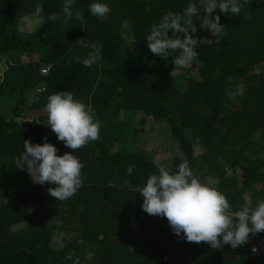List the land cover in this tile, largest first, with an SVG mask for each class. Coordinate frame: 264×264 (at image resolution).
<instances>
[{"label":"trees","instance_id":"1","mask_svg":"<svg viewBox=\"0 0 264 264\" xmlns=\"http://www.w3.org/2000/svg\"><path fill=\"white\" fill-rule=\"evenodd\" d=\"M92 2L75 0L73 13L82 8L86 19L81 25L65 18L64 0H0V58L7 56L0 77V264H73L65 259L73 250L82 264H264V232L235 249L187 242L166 218L147 214L142 195L125 183L142 187L160 166L135 143L141 128L129 115L139 110L163 121L178 142L183 157L164 165L175 171L188 161L201 178L212 176L233 210L245 194L264 200V0H249L238 16L214 10L227 31L220 43L200 27L202 9L194 18L202 66L185 68L174 65L173 54L154 55L147 35L189 0H102L111 8L103 21L89 12ZM37 4L58 19L41 26ZM81 38L88 48L76 43ZM92 45L100 46V59L85 67L76 57L85 58ZM237 86L243 96L232 98ZM66 90L92 106L101 128L98 140L74 153L84 164L82 187L60 202L48 193L53 185L33 183L14 159L24 140L43 144L47 137L58 155L70 151L45 123L47 97Z\"/></svg>","mask_w":264,"mask_h":264},{"label":"clouds","instance_id":"2","mask_svg":"<svg viewBox=\"0 0 264 264\" xmlns=\"http://www.w3.org/2000/svg\"><path fill=\"white\" fill-rule=\"evenodd\" d=\"M248 2L249 0H199L198 5L189 0L182 12L168 11L158 23L152 24L150 34L147 35V46L154 55L165 60L173 54L175 66H202L196 50L199 38L196 36L197 24L194 18L200 17L201 10L204 9L207 15L200 17L199 25L210 31L216 43H220L227 36V31L220 22V15L213 18L214 10L238 16ZM74 4L75 0H64V16L67 19L74 16L83 25L86 23L83 9L78 8L73 13ZM88 10L92 16L103 21L111 8L102 0H94L88 5ZM35 15L41 26L46 20L54 22L58 19L55 13L45 16L40 4L35 6ZM244 18L251 19V15L245 12ZM76 43L85 48L89 47L84 38ZM91 49L82 60L76 57L77 62L85 67L96 63L100 59L101 48L92 45ZM243 93V87L237 86L230 96L242 97ZM45 110L46 126L50 127L57 139L70 151L58 155L57 147L48 142L47 137L43 144L24 140V151L14 159V164L17 170L26 169L33 183L53 185L48 188L49 195L55 201L63 202L73 197L83 185L86 178L82 173L84 164L74 153L89 142L99 139L101 121L91 105H86L69 90L50 94ZM28 121L41 124L39 118ZM133 167L127 168L129 175L132 174ZM125 183L134 193L142 195V209L147 214L166 218L173 232L177 236L183 233L187 242H204L211 249L222 250L225 245L235 249L248 243L250 234L264 232V200H257L254 204L247 197L238 210H233L227 196L219 189L218 181L212 176L201 178L194 173L188 161L180 163L175 171L161 164L158 173H151L142 187L131 186L130 181ZM79 243L82 244L83 240ZM50 246L54 247L55 241ZM257 251V247L253 246L252 252ZM93 256L92 252H88L85 259L91 261ZM65 259L72 260L73 264H82L74 250Z\"/></svg>","mask_w":264,"mask_h":264},{"label":"rangeland","instance_id":"3","mask_svg":"<svg viewBox=\"0 0 264 264\" xmlns=\"http://www.w3.org/2000/svg\"><path fill=\"white\" fill-rule=\"evenodd\" d=\"M125 38L130 39L127 34L124 35ZM7 67V56L2 55L0 58V77L2 76L3 70ZM46 68V66L42 65V68ZM38 111H33L32 114H36ZM122 119H125L124 112L121 111ZM146 116V120L140 123V118ZM131 118V125L137 127L138 129L141 128L140 131L136 132L135 140L136 144L144 145L147 149L148 155L158 164H164L167 159L171 156H181L183 157L182 152L178 147L177 140L171 137L168 131H165L163 127V121H155L152 119V115L146 113V115L139 110L134 111L132 114L129 115ZM46 120V119H45ZM163 130L161 133L158 129ZM246 198L248 197L247 194ZM4 196L0 195V201ZM255 204V203H254ZM56 240H59V236L57 235ZM259 244L258 241H254L253 246Z\"/></svg>","mask_w":264,"mask_h":264},{"label":"built area","instance_id":"4","mask_svg":"<svg viewBox=\"0 0 264 264\" xmlns=\"http://www.w3.org/2000/svg\"><path fill=\"white\" fill-rule=\"evenodd\" d=\"M42 71H45V69H44V68H42Z\"/></svg>","mask_w":264,"mask_h":264}]
</instances>
